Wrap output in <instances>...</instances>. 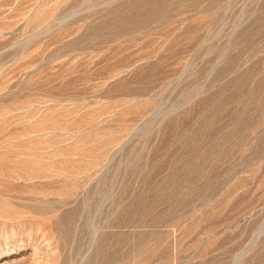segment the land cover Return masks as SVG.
Listing matches in <instances>:
<instances>
[{"label":"rangeland","instance_id":"1","mask_svg":"<svg viewBox=\"0 0 264 264\" xmlns=\"http://www.w3.org/2000/svg\"><path fill=\"white\" fill-rule=\"evenodd\" d=\"M0 264H264V0H0Z\"/></svg>","mask_w":264,"mask_h":264}]
</instances>
